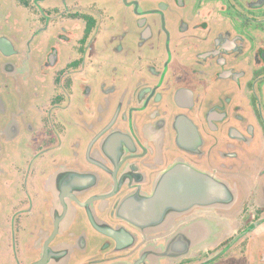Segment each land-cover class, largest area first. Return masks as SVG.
<instances>
[{
  "label": "flooded vegetation",
  "instance_id": "af4514ba",
  "mask_svg": "<svg viewBox=\"0 0 264 264\" xmlns=\"http://www.w3.org/2000/svg\"><path fill=\"white\" fill-rule=\"evenodd\" d=\"M35 1L21 75L0 37V264H264V0Z\"/></svg>",
  "mask_w": 264,
  "mask_h": 264
},
{
  "label": "rangeland",
  "instance_id": "374dc122",
  "mask_svg": "<svg viewBox=\"0 0 264 264\" xmlns=\"http://www.w3.org/2000/svg\"><path fill=\"white\" fill-rule=\"evenodd\" d=\"M24 4L27 7H24ZM1 5L3 7L4 2ZM23 5L18 0H12L9 2V11L11 10V12H5L0 16V37H8L15 43L19 55L14 57V59L20 65V75L22 74V64L25 63L26 57H30V54L38 56V52H36L38 40L34 45L28 47V43L34 35V25L37 23V2L28 0L23 2ZM9 20H11L10 24ZM31 25L33 30L30 27Z\"/></svg>",
  "mask_w": 264,
  "mask_h": 264
}]
</instances>
